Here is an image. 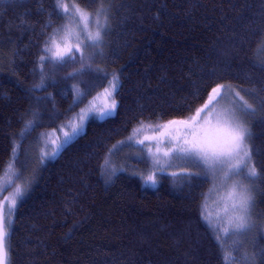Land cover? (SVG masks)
Wrapping results in <instances>:
<instances>
[{
    "label": "trees",
    "instance_id": "1",
    "mask_svg": "<svg viewBox=\"0 0 264 264\" xmlns=\"http://www.w3.org/2000/svg\"><path fill=\"white\" fill-rule=\"evenodd\" d=\"M101 6L108 15L103 52L83 69L79 57H45L65 23L56 0H0V178L14 147L21 159L32 140L38 162V135L119 80L114 114L88 120L37 168L13 212L7 264H264V0L79 4L93 12ZM218 85L252 106L249 166L258 175L241 178L252 205L240 233L234 216L213 209V180L199 169L160 173L146 186L138 162L108 159L119 144L133 152L138 133L192 117ZM76 86L83 91L78 104Z\"/></svg>",
    "mask_w": 264,
    "mask_h": 264
},
{
    "label": "snow or ice",
    "instance_id": "2",
    "mask_svg": "<svg viewBox=\"0 0 264 264\" xmlns=\"http://www.w3.org/2000/svg\"><path fill=\"white\" fill-rule=\"evenodd\" d=\"M95 2V0H92ZM80 3H84V0H72L69 4L65 0H56L57 9L61 10V15L68 19L70 22L79 21L83 22V28L80 30L84 33L83 38L80 32H76L75 36L78 41L76 45V51H81V45L87 47L91 42L95 45L102 39V32L108 26L107 10L101 6L95 11H90L87 8L79 7ZM103 18V20L101 19ZM92 22L96 25V32L93 34L88 30L89 23ZM64 32L63 39L67 40L73 35L68 25H62L59 31ZM56 37H51V43H55ZM45 51H51L50 47H46ZM72 49L69 48L68 52ZM54 58L58 63L66 62V56L60 52L54 54ZM74 56H69L67 59H74ZM81 58L83 59V53L81 52ZM42 60L45 57H41ZM74 75V74H70ZM118 78L111 82V91L105 89V95L111 98V103H105L102 108L89 107L82 109L77 116L72 117L68 121V127L70 131H63V137L60 139V143L56 145V148L51 153H43L42 159L45 156L55 158L69 143H71L77 136H79L84 128V122L89 118L90 112H95L98 119H105L114 114L116 108V100L112 96V93L118 87ZM229 92V88L224 85H218L211 89L207 102L197 110L195 116L190 117L183 121H170L169 125H180L184 128V137L179 138L181 142L173 149L180 159L185 163L192 166H200L201 164L207 165L210 169L216 165H226L228 170L225 173V179H231L232 177H242V179L251 180L255 178L258 173L255 166L249 168V163L252 159V151L248 146L247 140L250 137V130L242 123L236 115V107L232 106L230 110H226L222 114H216L213 117L215 111L214 105L219 103L220 100L225 98V94ZM82 95V94H81ZM197 96L199 93L196 94ZM237 95H239L237 93ZM79 99V97H78ZM242 99V98H241ZM75 103V101H74ZM244 110L250 109L251 105H247L246 102L242 106ZM201 114H204L205 119L203 123L200 121ZM215 119V123H213ZM32 124L29 121L28 127ZM169 125H164L167 128ZM26 127L25 131L28 130ZM63 125L61 129H63ZM138 131V129H137ZM23 135V133H21ZM133 137H129L132 140ZM123 143V142H121ZM143 144L144 141H138ZM113 147H116L115 145ZM151 153V149H149ZM16 148H13V156L4 171L3 179L0 180V194H3L8 188L13 187L16 179H20L18 170L16 169L17 157L15 155ZM154 162L159 164V150L156 153H152ZM165 156H169L168 152L164 153ZM107 163V162H106ZM247 170V171H246ZM147 181H150L153 185L156 184L154 176H148ZM26 193V189L19 184L15 185L14 191L9 195L4 196L3 202H0V264H7L9 247L8 229L11 226V214L16 208L17 200L23 199ZM229 199L231 200L230 206L225 208V211H232L234 213L233 232L240 233L249 227L250 208L252 205V196L249 194L247 188L244 187L240 180H237L233 185L232 191L229 193ZM7 202V212L3 210V204ZM7 217V219H6ZM225 264H231L230 258H226Z\"/></svg>",
    "mask_w": 264,
    "mask_h": 264
},
{
    "label": "rangeland",
    "instance_id": "3",
    "mask_svg": "<svg viewBox=\"0 0 264 264\" xmlns=\"http://www.w3.org/2000/svg\"><path fill=\"white\" fill-rule=\"evenodd\" d=\"M64 25H68L73 35H71L67 40H65L63 39L65 35L64 32L62 30L59 31L55 35L56 37L55 43L50 42L49 45L47 46L51 48V51H45V54H46L45 57L50 59L52 62L57 63V61L54 58V54L56 52H60L61 54H64L66 56V59L69 56L75 57L74 59H69L70 61H75L76 58L79 57L81 59L82 68L83 69L90 68L91 60L93 58L95 59L99 58L101 56V53L103 52L104 33L102 32V39L95 45H92L91 42H87L89 46L85 47L81 45V51H76V45L78 41L76 39L75 33L80 32V35L83 38L84 33L80 31L83 28V22L79 21L78 18H77V21L75 22H70L68 19L65 18ZM88 30L91 31L93 34H95L97 30L96 25L90 22L88 25ZM69 48L72 49L71 52H68ZM81 52L83 53V59L81 58ZM116 78L117 77L111 78L105 84V87L103 89H101L99 92L94 94L93 97L88 99L84 106L77 109L74 115L69 117L62 124H60L56 129L47 131V132H42L38 135L39 136L38 141H37L38 145H37L36 151H34L35 152L34 155L37 157L38 162L34 160V156L31 153V150H29L32 144V140L28 143L27 148L21 159L19 158V151L16 150V153H15L17 157L16 169L19 172L20 179H16L13 187L8 188L7 191H5L3 194H0V202H3L4 196H7L11 192L14 191L16 184L21 185L27 190L37 168H39L45 161H50L54 159L48 156H45L42 159V154L45 152L51 153L52 151L55 150L56 145L60 143V139H62L63 137V131H70V128L68 127V121L72 117L77 116V114H79L82 109H86V108L93 107V106L99 109V108H102L105 105V103H111V98L105 95V89H109V91H111V82ZM117 83L119 85V80H117ZM116 90L112 93L113 97L115 95ZM237 93L238 92L235 89L230 87L229 92L225 94V98L223 100H220L219 103H216L214 105L215 111L213 112V117H215L216 114H222L226 110H230L232 106L235 105L236 115L238 119L242 123H244L245 126L248 128L247 116H248V113L252 111V106L250 109L244 110L242 106L245 104V102L247 105H250V104L247 101H244L241 95L239 93H238L239 95H237ZM81 94L83 95V91L80 89L79 86H76L74 88V99H73V103L75 101L74 104H78L80 102L81 97H82ZM195 114L193 116H195ZM90 119L101 120L97 118L95 112H90L89 118L86 119L84 122L83 131L85 129L86 123ZM204 119H205L204 114H201V117H200L201 123H203ZM213 123H215V119H213ZM62 125L64 126L63 129H61ZM166 125H169V124H166ZM155 133L156 134L138 133L136 137L134 138L133 142H131L130 144L131 150L134 153L129 150L128 143L123 144V145L119 144V146L112 149L110 155L108 156L109 161L113 163V159L115 160L117 159L121 161L125 159V162L129 160V163L131 161L138 162L140 164V167L138 165H135V167L137 166L141 170H139V172H137L136 175L142 176L144 178L143 183L146 186H154L150 181H147V177L150 175L154 176L156 179L157 174H160V173L179 175V174L189 173L193 169H199L201 172L209 175V177H211L213 180V192L215 193L213 196L214 198L212 197L214 202L211 203V205L213 204L212 205L213 209L217 212L218 210H221V209L225 211V208L228 207L229 202H231V200L229 199V193L232 191L233 185L236 183L237 180L242 181L241 179L242 177H232L231 179L226 180L225 173L228 170L226 165L216 164L210 169L207 165L201 164L200 166H192L191 164L185 163V161L180 159L178 154L174 152L173 149L181 142L179 138L184 137V128L182 126L169 125V127L167 128L162 127L160 130L155 131ZM58 137L60 139H58ZM141 140L144 141L143 144L138 143V141H141ZM247 143H248V140H247ZM149 149H151V153L149 152ZM157 150H159V160H160L159 164L154 162V157L152 155V153H156ZM165 152H168L169 156H165L164 155ZM38 153L40 154V159L38 157L39 156ZM131 166H134V165L131 164ZM3 176L4 174L2 175L0 180L3 179ZM242 182H243L242 184L244 185V181ZM244 187L247 188L246 186ZM19 200L20 199L17 200V203L19 202ZM7 207H8L7 202H4L3 210L5 212H7ZM13 212L10 217L11 220H12ZM217 212H215V216ZM224 213H226L227 217H231V218H233V216L235 215L234 213H232L230 209L229 211L227 212L225 211Z\"/></svg>",
    "mask_w": 264,
    "mask_h": 264
}]
</instances>
